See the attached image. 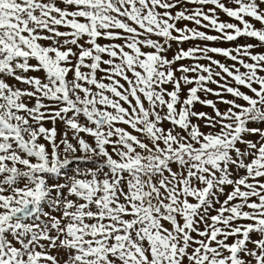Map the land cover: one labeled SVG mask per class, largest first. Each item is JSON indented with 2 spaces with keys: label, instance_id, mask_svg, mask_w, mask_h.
<instances>
[{
  "label": "snow or ice",
  "instance_id": "6c2138e0",
  "mask_svg": "<svg viewBox=\"0 0 264 264\" xmlns=\"http://www.w3.org/2000/svg\"><path fill=\"white\" fill-rule=\"evenodd\" d=\"M0 264H264V0H0Z\"/></svg>",
  "mask_w": 264,
  "mask_h": 264
}]
</instances>
